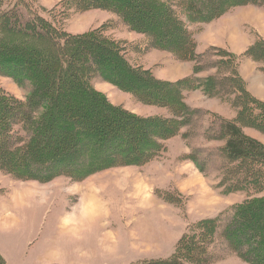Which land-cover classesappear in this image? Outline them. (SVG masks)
I'll use <instances>...</instances> for the list:
<instances>
[{
  "label": "trees",
  "instance_id": "obj_1",
  "mask_svg": "<svg viewBox=\"0 0 264 264\" xmlns=\"http://www.w3.org/2000/svg\"><path fill=\"white\" fill-rule=\"evenodd\" d=\"M66 3L78 13L98 10L114 18L99 29L72 34L55 15L38 12V0H0V77L29 90L21 101L0 87V171L18 181L45 184L62 176L81 182L114 167L143 166L194 118L209 117L205 138L221 143L217 188L223 196L243 194L246 200L190 227L170 259L143 264H211L209 250L217 241L247 264H264V145L245 133L252 129L264 136V102L240 75L244 57L261 63L264 73V40L259 37L243 56L219 48L198 52L190 32L191 25L212 23L232 9L264 7V0ZM117 23L146 37L145 50L194 63V74L204 72L203 60L213 54L214 72L177 82L158 79L129 54L127 41L105 36L106 28ZM96 78L139 103L164 108L171 118H143L112 105L94 88ZM196 91L227 105L233 118L188 107L185 93L188 98ZM188 157L207 175L208 165L202 166L196 152ZM0 264H7L1 255Z\"/></svg>",
  "mask_w": 264,
  "mask_h": 264
},
{
  "label": "rangeland",
  "instance_id": "obj_2",
  "mask_svg": "<svg viewBox=\"0 0 264 264\" xmlns=\"http://www.w3.org/2000/svg\"><path fill=\"white\" fill-rule=\"evenodd\" d=\"M67 1L38 0V12L55 15L72 34L99 29L114 18L98 10L78 13L68 8ZM122 25L113 24L112 30L107 27L105 36L127 41L129 54L140 58L139 63L158 79L177 82L188 75L201 78L214 72L213 54L207 53L203 60L204 72L194 74V63L180 62L165 51L145 50L146 37ZM190 32L198 52L219 48L243 56L236 53L245 43L250 42V48L259 37L264 40V7L232 9L212 23L191 25ZM91 82L112 105L131 114L171 118L164 108L139 103L102 79ZM0 87L21 101L29 93L27 86L21 88L7 77H0ZM186 94L185 102L192 109L215 112L226 119L234 116L218 99H209L200 91L189 98ZM209 120L194 118L179 136L166 142L158 157L143 166L114 167L81 182L63 176L45 184L18 181L0 171V255L7 264H143L170 259L190 227L246 200L243 194L223 196L217 188L220 162L216 153L221 143L205 138ZM186 133L191 135L189 140L182 138ZM245 133L264 145L260 133L252 129ZM195 152L202 166L208 165L207 175L189 160ZM209 252L214 258L211 264H247L220 241Z\"/></svg>",
  "mask_w": 264,
  "mask_h": 264
},
{
  "label": "crops",
  "instance_id": "obj_3",
  "mask_svg": "<svg viewBox=\"0 0 264 264\" xmlns=\"http://www.w3.org/2000/svg\"><path fill=\"white\" fill-rule=\"evenodd\" d=\"M249 45L250 42L245 43L242 49L238 51L239 53L236 54L243 55L248 49ZM259 66L260 65H258L256 62L244 57L242 58V63L240 66V75L246 82L247 88L250 91V93L253 94L255 97H257L258 99H260L261 101H264V73L259 69ZM203 75H207V74H203ZM9 219L10 218H8V220Z\"/></svg>",
  "mask_w": 264,
  "mask_h": 264
}]
</instances>
